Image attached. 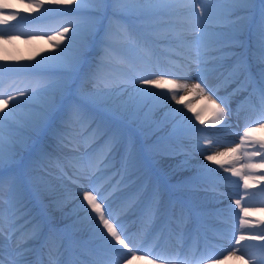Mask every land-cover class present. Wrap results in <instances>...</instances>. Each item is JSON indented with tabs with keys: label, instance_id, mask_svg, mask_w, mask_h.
Segmentation results:
<instances>
[{
	"label": "bare ground",
	"instance_id": "6f19581e",
	"mask_svg": "<svg viewBox=\"0 0 264 264\" xmlns=\"http://www.w3.org/2000/svg\"><path fill=\"white\" fill-rule=\"evenodd\" d=\"M7 2L14 5L11 9H0L5 14L10 12H16L17 18L15 20L9 21L7 24L0 25V65H8L7 67L0 68V70L13 71L9 72L8 76L17 75L18 72H27L30 71L27 66L35 65L36 61L40 60L41 56H47L51 52L58 51L57 48H54L53 45L55 40L53 39L57 33H59L62 28H69V33H71V24L69 25H60L53 31H20L17 29V25L30 21L34 18L43 19L48 13H56V12H70V11H57L54 10V6L51 4L50 0H45L44 8H36L35 0H7ZM121 11L128 12L127 9L131 7H135L136 5L123 3L117 5ZM86 7V6H85ZM31 8L32 11L28 9ZM44 9H50L49 11H45ZM157 14H167L165 12H160ZM168 15V14H167ZM165 17H158L155 21L156 25L152 32L163 33L165 30L169 28L168 24L161 23L160 21L174 19L172 16L168 15ZM88 22L80 23V29L83 30ZM99 23L96 24V32L95 35L91 38L90 50L86 56V67H94L96 64V58L101 59L103 53H101L100 45L98 44V34L97 29L99 27ZM241 25L247 29L249 27V18H245L241 21ZM126 27V26H125ZM177 27H180L177 25ZM136 28H133L135 31ZM131 30V29H129ZM210 30V29H209ZM212 31V30H210ZM79 32L77 36H79ZM161 36H159V40ZM112 39L118 40L119 37L113 34ZM158 40V38H157ZM157 40L155 42H157ZM214 40H218L217 36L213 38H209L205 40V55H210V57H214L219 66H222L220 70H224L228 68L232 64L231 60H228V51L222 50L219 47V44L213 43ZM67 36L65 37V41L61 42L66 43ZM176 42H171V47L175 50L177 55L180 56L181 62L172 63L174 69L181 67H188L189 71H192L191 74L195 78L196 76L203 73V70L197 69L196 64H191L189 67V60L191 58V52L188 48L181 47L179 49ZM158 46H166L164 44H160ZM151 53L157 62L161 60V56H166L163 52H160L158 48L154 47V45H150ZM64 55L66 57H70L72 55V49L69 48L65 51ZM139 54H136L133 59L138 60ZM31 58V59H29ZM16 65H20V67H16ZM242 68L241 63L234 62V67L231 69ZM18 69V70H16ZM58 69L56 67H52L50 70ZM60 69V68H59ZM230 69V68H229ZM243 69V68H242ZM202 70V71H201ZM91 74L87 75V78L83 82H79L77 84L78 93L84 98L82 99L84 102H87L93 109L101 110L104 108H109L111 110V114L109 117L118 123H122L126 125L129 129H131L137 137L138 142L133 144V153L129 158H126L123 153L117 154L116 161H122L125 163V166L128 170V173H132L136 170L134 166L137 167L141 165H150L151 168L150 173L152 175H156L159 177L177 178L178 173L182 171V173L190 174L195 176L194 173L198 174V177L204 178L209 174L210 171L206 168V165H211V170L213 169V165H216L214 162L206 161L203 159L195 158V154L189 150L190 147L195 145V142L199 141L200 133L204 130L211 131V125L207 124L212 118V114L214 111V103H212L206 94H196L190 92L187 89H178L176 92V100H172L171 94H168L165 89L152 87L151 92L156 93L157 95L152 94V97L149 101H146L142 106V111L145 114V119L143 121L146 123L145 127L136 126L129 119H127L124 114L120 117V119H115L112 114V109H114L118 105H129L130 107H134L138 104L141 98H144V93H138L134 88L131 87V81L129 80V84L127 86L120 85V87H108L109 84H115V82H107L100 83L92 78H90ZM160 76V75H159ZM181 76L182 77L181 79ZM190 76V73H178V76H174L172 78H167L164 76L165 80H178L179 84H191L196 82V80H189L185 77ZM157 76H152L147 79H156ZM63 81V80H59ZM163 84V81H161ZM137 86H139V81H136ZM26 87L31 88L32 85H27ZM124 87H127L126 91H121ZM71 88L70 85L66 88V92ZM100 92L104 95L107 103L104 105L95 104L92 102L91 96ZM206 92V89H205ZM160 93H164L163 95H159ZM7 95H16V92L10 91ZM64 98L61 96L59 98V102L57 104V108L53 112H49L47 117L45 118V122L41 124L37 131L26 132L25 127L32 128L30 123V111H39L38 105H33L30 109L29 106L26 105H18L13 112V116L11 120L5 121V126L3 129L4 137H5V163L2 167H0V173L9 170L11 167L19 165L20 161L23 158L30 156L31 153L37 148L38 145L44 146L45 143L50 142V132L54 131V128L57 127V122H59L60 116L66 112V107L64 102ZM183 101V102H181ZM182 110V111H177ZM226 112V121L230 115L233 116L234 112L229 107ZM242 110H238L240 112ZM199 113L202 120L206 123L201 124L199 120L196 119L195 113ZM233 113V114H232ZM186 114V115H185ZM141 122V120H139ZM70 122L73 124H69L73 127L76 120L70 119ZM228 121L224 123L227 125ZM264 120L255 126H247L246 128H252L253 131L249 133V137L251 140L261 141L264 140ZM80 128L79 131H75V135L78 136L81 134V130H88V127L85 125H77ZM223 126H218L215 128L216 133L218 134L219 130L222 129ZM94 130H98V126L93 127ZM35 130V129H34ZM116 130V129H113ZM212 132V131H211ZM66 136V135H65ZM238 136V134L236 135ZM72 143L78 144L80 147H86L88 143L84 142H76L72 140V137L66 136ZM153 138L156 141H164V147L161 150L155 152L153 155H149L147 153L141 152V144H143L147 139ZM60 140V139H58ZM178 140L181 141L182 144L189 150L188 153H184L181 150H178ZM9 141L14 144L15 157L11 161L8 159V150H9ZM170 142V143H168ZM175 145V147L173 146ZM205 149L208 148L207 143L204 144ZM209 150H207L208 152ZM258 151V150H257ZM226 153L225 155H218L217 159L223 160L225 157H228L230 151L228 148L221 149L220 151H214L211 154L216 153ZM210 155V154H208ZM246 155L244 156L245 159ZM252 162H260L259 157L255 158ZM211 163V164H210ZM237 167L241 168L242 164H244L242 159L237 160ZM21 166V165H20ZM155 171V172H154ZM255 174L251 176L249 179L251 186L256 187L257 189H264V179H261L264 176V170L257 168L254 170ZM26 183L28 184L29 189L34 193L38 194L41 198H43L44 210L49 217L58 218L60 221L65 220L66 222H75L76 224H86V222H90V214L89 209L86 203L79 202L74 199L77 194V189L74 185L66 181L62 174L57 172L55 169H49V171L45 172L39 169L31 168L30 171H27ZM1 184V183H0ZM12 197L18 196L16 194L17 186L12 185ZM67 196L64 202H59L57 199ZM10 205L13 208L12 210V223L15 224H23L24 222L31 220L32 217L37 216V213L29 214V205H27V201H17L13 202L10 198ZM21 207H25L21 213L17 210ZM41 210V207H39ZM65 213H62L60 211ZM253 220L256 221H264V208L261 209V215L252 216ZM69 224V223H67ZM97 224V221H95ZM248 225V224H247ZM241 257V255H239ZM226 264H237L236 259H233L229 263ZM241 264H246L245 262H241ZM249 264V263H248Z\"/></svg>",
	"mask_w": 264,
	"mask_h": 264
},
{
	"label": "snow or ice",
	"instance_id": "6c2138e0",
	"mask_svg": "<svg viewBox=\"0 0 264 264\" xmlns=\"http://www.w3.org/2000/svg\"><path fill=\"white\" fill-rule=\"evenodd\" d=\"M35 2L36 8H44L45 0H35ZM50 2L54 6V10L57 11H78L85 6H98L105 3L106 0H50ZM112 2L117 5L123 3L136 5L135 7L128 8L127 11L130 14L137 16L160 12H165L172 16L174 18L172 21H160L161 23L169 24V28L161 34L160 38L168 42L175 41L178 47L188 48L192 54L189 60V67L191 64H196L197 68L200 69V65L205 63V61L200 59L202 55L206 54V51H202V49H205V40L209 38L214 39L217 36V33L209 30L210 27L214 26L209 25L210 9L208 4H223L226 2L234 4H247L250 2V0H112ZM261 4L264 5V0H261ZM13 7L14 5L7 2V0H0V9H11ZM28 10L32 11L31 8ZM44 10L49 11L50 9ZM16 18V12L5 14L3 11H0V25L7 24L9 21L15 20ZM69 23L71 24V33H69V28H62V30L53 38L55 40L53 47L57 48L58 51L51 52L47 56H41L40 60L36 61L35 65L27 66L29 70L40 73L47 71L52 67H56L71 74L77 71L80 66H82L90 50L91 38L96 32V24L94 21H89L86 27L81 30L80 24L78 22L71 21ZM177 25L180 27H177ZM78 32L80 33L79 36H77ZM115 35L119 37L118 40L112 39L113 33H106V37L102 41L105 46L103 50V56L98 61L97 69L91 74L90 78L99 80L101 78L102 68L113 67L118 71L119 79L115 81V84L107 85L110 88L120 87V85L127 86L130 80L131 87L134 88L138 93L151 92L152 87L155 86L156 88L165 89L168 94H171L172 100H176V92L178 89H187L190 92L196 94L206 95V86H202L204 85V81L200 75L196 77V82L191 83L190 85L187 83L179 84L173 80H165L164 76L171 73H162L156 79H147L144 76L130 77L129 71L132 67H134V63L120 50V45L126 43L129 46V51L139 48L141 55L137 57V59L141 61L151 59V49L146 43L140 44L127 27H122ZM66 36L67 42L62 44L61 42L65 41ZM69 48L72 49V55L70 57H66L64 53ZM253 60L258 65H260L259 76L262 85L259 89L261 113L256 121L259 123L261 120H264V27H262L260 31L259 51L258 54L255 51L253 52ZM121 65L127 66L126 70H121ZM7 66L8 65H0V68ZM16 67H20V65H16ZM243 70L250 73V65L248 64L247 58H245L243 61ZM137 80L139 81V86L136 84ZM161 81H163V84ZM67 87L68 85L64 81L38 80L35 87H26L23 90H17L15 96L7 95L5 92L0 91V167H2L5 163V137L3 129L5 126V121L11 120L14 109L18 105H26L29 106L30 109L33 105H38L39 111H30V123L32 127H39L45 122V118L47 117L48 113L56 110L59 98L63 95ZM126 90L127 87L121 89V91ZM152 94L157 95L156 93ZM163 94L164 93H160L159 95ZM91 99L95 104L104 105L107 103L104 95H102L100 92L94 93L91 96ZM213 103L215 105V102ZM125 112H127L126 105H118L112 109V114L115 119H120V117ZM195 116L201 124L206 123L201 119L198 112L195 113ZM226 122L225 108H221L220 105H215L212 118L207 121V124L214 126L223 125V123ZM252 131V128H247L244 131V133L241 135V144L247 141L251 143L254 148L258 147L259 151L254 150L250 155H247L245 159H247L249 162L242 164L241 168L229 167L226 169L227 171L231 172L232 175L241 177L243 179V187L245 192L248 191V180L252 175L255 174L254 170L257 168L264 169V140H251L249 133ZM121 140L122 137L119 131L113 130L110 136V152L121 142ZM206 143L210 148L212 142L207 141ZM240 150V146H237L236 148H232L229 151L235 154ZM225 154L226 153L223 152L210 154L204 156V159L209 162H214L215 164L219 165V167L223 168L224 162L217 159V156H222ZM14 157V144L9 141V161L14 159ZM257 157H259L260 162H252ZM236 162L237 158L234 156L232 163ZM205 167L211 170V165H206ZM98 170L99 169H97V171ZM216 171H218V169ZM82 175H86V171L82 173ZM261 179H264V176H262ZM236 183L239 184V181ZM93 193L96 194L94 195ZM108 199L109 196L103 193L102 187H94L83 193V201L86 202L87 207L92 210V213H95V217L99 218L97 229L101 234V238L109 248H112L117 252L126 250L125 255H127L130 259L131 256L136 254V250L130 247V237L126 234V230L120 224L117 216L113 214L111 208L108 206ZM134 203L135 197L133 196L129 199L128 206H134ZM235 204L237 207H239L241 205V200H236ZM148 212L150 213L151 209H149ZM247 214L248 210L243 209V214H241L240 218V225L242 228L245 225L251 223V221L246 218ZM100 225H102V228H100ZM105 231L107 235H104ZM248 240L258 242V246L261 249V255L259 256L258 260L253 261L252 264H264V235L245 236L241 234L235 236L236 245H240L241 242ZM236 251L237 248L234 247L233 253ZM180 255V253H177L178 257ZM184 256L187 260V255L184 254ZM241 259H243V257H241ZM0 264H4L2 257H0ZM124 264H127V260H125ZM246 264H248V262H246Z\"/></svg>",
	"mask_w": 264,
	"mask_h": 264
},
{
	"label": "rangeland",
	"instance_id": "374dc122",
	"mask_svg": "<svg viewBox=\"0 0 264 264\" xmlns=\"http://www.w3.org/2000/svg\"><path fill=\"white\" fill-rule=\"evenodd\" d=\"M111 3L112 0H106L105 3L100 4V6L102 7H106V13L103 12L101 10V14L100 13H93V18H89L86 21H94L95 23H99L101 22L100 20L105 19V21H107V23H110L111 21H115L116 23H114L115 27H112V29H117L119 28V22H117V20L119 19L118 17L115 18V16L112 15V9L110 10L109 8L111 7ZM240 6L242 8L248 9V7H250V9L248 10H239L236 8V6ZM208 7L210 9V16H209V25L210 26H214V27H210V29L217 33V38L218 40H215V43L220 44V47H223L225 49H229L231 48L230 44L234 43L235 45L232 46V48L238 47L237 50H234L232 53V55H235V53L237 52V55L240 56L241 52L239 51V45L238 43H240L243 39V37L245 36V29L242 28V25L240 24V22L249 17L250 14H255L254 16V21L252 22L251 25V30L250 33H252V36L254 38V40H256L259 43V37H260V31L261 28L264 27V5L261 4V0H250L249 3L247 4H235L234 3H223V4H216V3H209ZM241 9V8H240ZM107 10H109L107 12ZM259 10V11H258ZM109 14V16H107ZM257 14V15H256ZM83 14H78L75 13L73 14V19H79L80 17H82ZM101 16V17H100ZM166 16V15H161ZM152 17H159V14H153ZM60 18V17H59ZM223 18H226L227 20H224ZM146 21H150L148 19H146ZM252 21V20H251ZM113 23V22H112ZM139 23V21H138ZM141 23H139L140 25ZM52 25H55L54 23ZM105 32H107L108 30L104 29ZM104 30L103 33H100L97 37H98V42L101 43V40L103 41L105 39V37H103L102 35H104ZM109 32V31H108ZM107 32V33H108ZM259 33V34H258ZM125 45V44H124ZM101 48V53H103L104 47L102 44L99 46ZM253 48L251 49V52L253 54V52L255 51L258 54L259 51V46H252ZM120 50L122 52H127L128 55H135L136 52V48L129 51V46L126 44L124 47L122 45V48H120ZM236 56V55H235ZM99 59V58H98ZM103 69V68H102ZM101 69V71H102ZM96 70V69H95ZM89 73L88 69H86L84 67V63L82 64V66H80L77 71L69 74L67 72H65L64 70H52V71H44V72H40V73H33L32 74V79H28V83H37L38 80H50V81H58L59 78H62L66 81V84H75L76 82H78V80L81 79V77H85V74ZM23 79V77L21 78V80ZM26 82L23 81L22 84H25ZM27 83V84H28ZM9 86H4L2 91L6 92ZM74 91V95L78 96V92L75 88H72ZM148 99H145L141 102V105ZM64 102L68 105L71 106L73 105V97L70 96L68 99H65ZM141 105L134 109L133 112H135L134 116H135V121H137L140 117H144L143 112H141ZM130 106H128L127 108V112L130 111ZM123 130V129H122Z\"/></svg>",
	"mask_w": 264,
	"mask_h": 264
}]
</instances>
